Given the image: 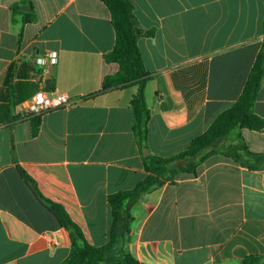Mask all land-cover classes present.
Wrapping results in <instances>:
<instances>
[{
    "label": "crops",
    "instance_id": "0c3cea01",
    "mask_svg": "<svg viewBox=\"0 0 264 264\" xmlns=\"http://www.w3.org/2000/svg\"><path fill=\"white\" fill-rule=\"evenodd\" d=\"M130 1L140 28L155 31L138 41L151 75L143 148L170 158L241 96L264 42V0ZM30 13L35 20L25 23ZM115 43L102 0H0V264H62L71 251L68 231L19 169L95 247L110 241L108 196L147 177L131 107L138 86L100 93L119 71L104 59ZM48 52L58 64L41 81L34 58ZM40 89L75 104L39 116L33 136L35 117L22 111ZM254 113L264 120V82ZM239 137L248 152L264 154V129ZM130 213L118 255L140 264H264V169L215 155L197 175L179 174L176 185L143 195Z\"/></svg>",
    "mask_w": 264,
    "mask_h": 264
},
{
    "label": "trees",
    "instance_id": "16d2710c",
    "mask_svg": "<svg viewBox=\"0 0 264 264\" xmlns=\"http://www.w3.org/2000/svg\"><path fill=\"white\" fill-rule=\"evenodd\" d=\"M111 14V24L116 33L113 50L104 56L105 62L119 65V71L104 79L100 93L138 86V92L131 101L134 112V132L143 148L149 134L150 110L146 102V86L151 75L146 71L139 49L141 37H153L155 31L140 28L135 17V7L130 0H102ZM20 5L12 7L13 16ZM25 23L33 22L35 16L26 14ZM264 34V21H263ZM264 82V42L241 96L233 107L221 113L208 130L190 143L188 149L170 158L150 155L143 159L147 177L135 188L108 196L112 226L108 245L95 247L88 243L81 228L71 219L65 209L45 198L35 182L25 172L19 173L39 204L68 231L71 242L69 256L62 264H140L132 256L118 251L130 233L131 209L139 199L164 185H176L179 174L197 175L198 168L209 158L222 154L235 162L253 170L264 169V154H253L243 147L239 134L242 130L261 132L264 120L254 113V106ZM32 134L38 135L40 117L32 120Z\"/></svg>",
    "mask_w": 264,
    "mask_h": 264
},
{
    "label": "built area",
    "instance_id": "2783aa9c",
    "mask_svg": "<svg viewBox=\"0 0 264 264\" xmlns=\"http://www.w3.org/2000/svg\"><path fill=\"white\" fill-rule=\"evenodd\" d=\"M58 64V56L54 52H48L34 58V65L37 67V78L43 81L50 69ZM75 101L67 94H58L55 91L47 92L40 89L38 93L24 105L22 111L26 120L45 113L73 106Z\"/></svg>",
    "mask_w": 264,
    "mask_h": 264
},
{
    "label": "water",
    "instance_id": "95a60500",
    "mask_svg": "<svg viewBox=\"0 0 264 264\" xmlns=\"http://www.w3.org/2000/svg\"><path fill=\"white\" fill-rule=\"evenodd\" d=\"M23 11H29L27 8H23L22 9ZM143 158H147V157H149L150 156V154H149V150L147 149V148H143Z\"/></svg>",
    "mask_w": 264,
    "mask_h": 264
}]
</instances>
